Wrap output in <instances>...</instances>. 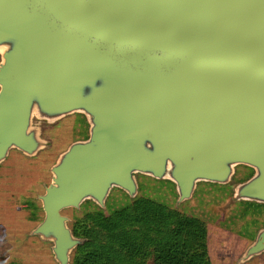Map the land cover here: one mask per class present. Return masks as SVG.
Returning <instances> with one entry per match:
<instances>
[{
	"label": "water",
	"instance_id": "1",
	"mask_svg": "<svg viewBox=\"0 0 264 264\" xmlns=\"http://www.w3.org/2000/svg\"><path fill=\"white\" fill-rule=\"evenodd\" d=\"M0 56V165L48 146L42 122L90 125L39 196L58 264L86 241L64 210L136 198L140 174L184 202L247 166L234 200L264 204V0H0ZM263 253L264 227L240 262Z\"/></svg>",
	"mask_w": 264,
	"mask_h": 264
},
{
	"label": "rangeland",
	"instance_id": "2",
	"mask_svg": "<svg viewBox=\"0 0 264 264\" xmlns=\"http://www.w3.org/2000/svg\"><path fill=\"white\" fill-rule=\"evenodd\" d=\"M35 122L37 123L36 120ZM41 127L42 136L48 141L45 149L32 158L13 150L0 165V240L3 242L0 259L7 258L10 252L15 255L14 260H19L21 258L18 253L22 250L28 252L27 248L30 246L31 255L37 261L58 264L54 259L51 243H46L47 256L44 259L43 255L39 257V253L44 252L39 245L44 248V243L29 241V238L35 237L30 236V232L37 223L29 221L28 215L39 212L40 219H43L44 212L39 196L44 194L51 183V169L72 143L89 137L90 125L84 115L72 114L52 124L42 122ZM253 174L252 168L238 166L230 184L201 182L192 199L184 202L178 201L173 182L140 174L137 175V198L156 200L204 222L207 230L206 244L212 264H264V253L247 262H240L246 249L264 227V206L248 205L234 200L236 185ZM132 200L134 198H130L127 193L115 188L107 199L104 211L110 214L128 206ZM98 209L96 204L87 202L80 209L69 208L63 213L73 222Z\"/></svg>",
	"mask_w": 264,
	"mask_h": 264
},
{
	"label": "trees",
	"instance_id": "3",
	"mask_svg": "<svg viewBox=\"0 0 264 264\" xmlns=\"http://www.w3.org/2000/svg\"><path fill=\"white\" fill-rule=\"evenodd\" d=\"M97 207L70 221L73 234L86 239L74 250L71 264H212L206 226L196 218L147 198L136 197L110 214Z\"/></svg>",
	"mask_w": 264,
	"mask_h": 264
},
{
	"label": "crops",
	"instance_id": "4",
	"mask_svg": "<svg viewBox=\"0 0 264 264\" xmlns=\"http://www.w3.org/2000/svg\"><path fill=\"white\" fill-rule=\"evenodd\" d=\"M28 220L29 221H35L37 224H36V226L38 225V223L42 220V219H40V217H39V212H37V214H33V212H31L29 215H28ZM35 226V227H36ZM34 227V228H35ZM33 231V230H32ZM31 231V232H32ZM31 232H30V236H32L31 235ZM30 240V242L31 241H35V242H37V243H44L43 244V247L44 248H42V246L41 245H39L40 246V249H43V254H42V251L39 253V257H41L42 255L44 256V259H46V256H47V252H46V247H47V244L46 243H49V242H43V240H41V238H39V236H35V237H33V238H29ZM39 241H41V242H39ZM2 244H3V242L0 240V247H2ZM1 249V248H0ZM28 252H24V250H22L21 252H19L18 254H19V257L21 258V259H19V260H14L13 258H14V254H11L10 252L7 254V258H5V259H0V264H46V263H43V262H41V260H39V261H37L35 258H33L32 256L33 255H31V252H30V246H28ZM3 257V256H2ZM21 260H23L21 263H19Z\"/></svg>",
	"mask_w": 264,
	"mask_h": 264
}]
</instances>
